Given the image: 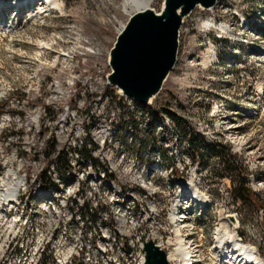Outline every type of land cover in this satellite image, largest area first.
I'll return each mask as SVG.
<instances>
[{"label": "rangeland", "instance_id": "rangeland-1", "mask_svg": "<svg viewBox=\"0 0 264 264\" xmlns=\"http://www.w3.org/2000/svg\"><path fill=\"white\" fill-rule=\"evenodd\" d=\"M3 1L11 6L0 14V157L15 152L8 164L14 171L30 176L43 164L50 168L58 150L67 155V147L79 142L70 132L79 119L105 121L123 157L116 178L122 203L118 211L104 206L81 211L84 216L102 214L114 227L115 215L125 214L126 237L156 238L165 250L180 228L183 238L201 244L203 264H223L216 235L227 220L264 261V0L195 7L181 20L174 69L147 105L123 100L106 83L110 51L136 13L122 0H57L59 9L44 8L37 17L26 10L43 0H28L35 6L20 9L18 18L15 0ZM162 6L152 0L150 9L158 14ZM223 25L233 34H221ZM209 50L217 58L203 63ZM9 101L16 110L7 120ZM193 136L200 138L190 150ZM219 153L232 167L221 164ZM177 160L190 163L182 171ZM242 179L250 193L243 201L233 193ZM186 181L210 204L202 208L186 198L177 211L185 223L174 225L172 203Z\"/></svg>", "mask_w": 264, "mask_h": 264}, {"label": "bare ground", "instance_id": "bare-ground-1", "mask_svg": "<svg viewBox=\"0 0 264 264\" xmlns=\"http://www.w3.org/2000/svg\"><path fill=\"white\" fill-rule=\"evenodd\" d=\"M26 1L28 0L13 1L12 5L15 9L14 11L17 12L18 15L21 13L20 9L28 7V4L32 6L36 4V2L31 4V1ZM162 1L163 6L161 12L156 14L150 9L152 0H122L125 9L130 7L136 13L153 12L160 17H165L167 15L168 0ZM10 6L11 5L8 6L3 0H0V14L3 15L4 10ZM47 7L59 9L61 4L57 0H43L41 4L34 7V10L33 8H27L26 11L31 17H37L39 14H43L45 12H43V9ZM197 7L205 10L214 8H204L199 4L196 5V8ZM187 16L188 15L182 16L181 20L183 21ZM222 27L224 28L226 26L223 25ZM216 58V54L209 50L202 60L203 63H208L210 60H216ZM110 59L111 55L109 56V60ZM166 79L162 82L158 91L146 98L143 102L145 105L150 104L151 101L155 99L161 91ZM110 85L113 86L112 84ZM116 88L123 94L120 88ZM124 99L129 100L131 104L136 102L133 98L125 94ZM65 113L70 114L68 109ZM72 115H74V113ZM69 116H64L66 117L65 120H67ZM70 132L75 133V137L79 138L77 139L79 142H75L76 144H81V149H88L93 146H99L101 143H106V146L102 148L101 151V159H106V166L92 167L91 159L86 157L74 158L72 168L69 169H66V167L62 165H55L56 162H54L51 164V166H54V181L51 184L45 185L37 184L41 181V177L45 170L48 169L44 167V164L37 175L29 176L28 173H21V169L14 171V169L8 165L10 160L15 159V152L10 153L9 156L8 154H1L0 162H3V164L0 167V264H2L3 257H9L11 250L16 249L17 246L20 245L23 235L27 234V232H31L33 229L41 228L44 215L47 217L45 218L43 228V238L45 239L38 240V247H46V244H52L54 239L57 240L56 250H64L65 248H88L87 257L91 260L82 264H117L115 259L104 251V248H110L112 254L116 255L134 254V256L130 258V264L141 263V252H135V240L126 237V232H123L127 222L124 218L125 214H117L113 219V222H115V226L113 227L115 236H100L99 244L94 245V240H89V238H87L90 236V226H80L79 220L73 218L74 206H68V203H61V200L66 195L75 196L76 192H79V189H81V181L83 182V189L95 188V190L107 196L108 199H103V204L97 209H103L104 206L105 209L106 207L112 209V206H114V211H118L122 203L121 197L123 196V189L116 179L117 176L120 175L118 173L123 169V157L122 153L118 151L119 146L118 143L115 142L116 132L113 127L109 126L105 121L93 119L91 123H86V130H84V121L79 119L77 127L70 130ZM90 135L92 136L91 139ZM55 151L54 149V152ZM63 152L59 150L57 153L55 152L56 159L54 160L57 161ZM47 163L49 164V161ZM109 168L114 170V177L106 175V173H109ZM196 168H198V163ZM181 186L180 195L175 199V202H173L174 204L169 215V221L174 225H176L177 222L181 224L185 223V218L178 217L177 211L179 207H183L182 203L186 198H190V200L200 206H205V204L207 205L209 203L208 199L197 191L191 181L183 182ZM134 208L135 206L133 205L132 209ZM230 218L233 219L232 217ZM96 220L107 219L100 214L96 217ZM132 222L135 223L133 220L129 223ZM60 224L62 228L59 229ZM232 224L236 226L235 223ZM234 229L235 228L231 231L227 220H223L222 228L216 235L221 254L218 258L219 261L223 264H264V261L260 259L253 247L241 242ZM175 237L176 240L173 242L169 241L166 246L167 262L201 264L202 258L199 251V246L201 244L198 245L195 243L196 241L193 242L187 238L183 239L180 228L175 229ZM155 239L150 240H153L156 244H160L158 240L156 241ZM157 247L159 248V246ZM161 248H163L162 245ZM190 258L192 262L189 263ZM67 259L68 262H75V250H67ZM23 261H25V254L14 255V262ZM28 264H36V259H28Z\"/></svg>", "mask_w": 264, "mask_h": 264}, {"label": "water", "instance_id": "water-1", "mask_svg": "<svg viewBox=\"0 0 264 264\" xmlns=\"http://www.w3.org/2000/svg\"><path fill=\"white\" fill-rule=\"evenodd\" d=\"M216 3L217 0H168L165 17L153 12L133 14L110 51V84L143 104L174 69L181 17L190 14L197 4L209 8ZM144 253V264H168L165 251L152 241L144 244Z\"/></svg>", "mask_w": 264, "mask_h": 264}, {"label": "built area", "instance_id": "built-area-1", "mask_svg": "<svg viewBox=\"0 0 264 264\" xmlns=\"http://www.w3.org/2000/svg\"><path fill=\"white\" fill-rule=\"evenodd\" d=\"M106 83L108 88H115L116 94L124 100V94H122L116 87L111 86L109 84V80H107ZM104 98L107 99V96H104ZM13 110H16L15 105H12V101H9V107L5 109V112L3 114L7 115V120H10V115L12 114ZM91 122L92 119L90 118L88 119V121H84V130H86V123ZM105 146L106 143H101V145L99 146H93L92 148L88 149H81V144H76L74 140L73 143L69 145V147H67V151L69 150L70 153L66 155L63 152L61 154V157H59V159L56 161L55 165H62L65 166L66 169H69L72 168L74 158L86 157L91 159L92 167L106 166V159H101V151ZM188 163H190V161L177 160L176 168L179 169V167H182L183 171ZM106 175L109 177H114V170H111V168H109V173H106ZM53 181L54 166H51L50 168L45 170L43 176L41 177V181L37 184L48 185ZM103 199H108L105 194L100 193L99 191L95 190V188L83 189V182L81 181V189H79V192H76L75 196L66 195L61 200V203H68V206H74L73 218L79 220L80 226H90V236H88L87 238H89V240H94V245L99 244L100 236H115L114 228L109 226L108 220H96V218L93 219L91 216H89V213H94V210H96L101 204H103ZM90 202L91 204H89ZM83 210L89 213H86V215L84 216L81 212ZM45 218H47L46 215H44V220L41 223V228L33 229L31 230V232H27V234L22 236L20 245H18L16 249L11 250L9 257H3L2 264H28V259H36V264H82L87 263L91 260L87 257L88 248H65L64 250H56L57 240L54 239L52 244H46V247H38V240L45 239L43 238ZM130 225L131 229L136 228L135 223H130ZM60 228H62L61 224L59 226V229ZM133 240H135V252H141L140 264H143V243L150 240V238L149 236H142L134 237ZM157 245L161 247L160 244ZM67 250H75V262H68ZM104 251L106 253H109L112 258L115 259L117 264H130V258L134 256V254H112L110 248H104ZM15 254H25V261L14 262Z\"/></svg>", "mask_w": 264, "mask_h": 264}, {"label": "trees", "instance_id": "trees-1", "mask_svg": "<svg viewBox=\"0 0 264 264\" xmlns=\"http://www.w3.org/2000/svg\"><path fill=\"white\" fill-rule=\"evenodd\" d=\"M199 138H200L199 136H193L192 137L191 143H190V150L194 149L195 145L198 143V139ZM53 142H52V144H53ZM214 146H217V145H209L208 148L212 149ZM50 147H52V152H53L54 151L53 148H55V145H51ZM188 148H189V144H188ZM218 155H219V157L221 159V164L225 168L228 169L231 166L230 159H226L225 157H223V155L221 153H219ZM244 183H245V179H242L241 180V185H239V187L234 189V191H233L234 197L236 199H238V200H241V201L245 200L246 198H248L250 196V193L243 187Z\"/></svg>", "mask_w": 264, "mask_h": 264}]
</instances>
